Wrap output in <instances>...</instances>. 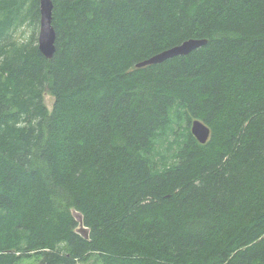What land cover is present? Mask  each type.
I'll return each instance as SVG.
<instances>
[{
    "label": "trees",
    "instance_id": "1",
    "mask_svg": "<svg viewBox=\"0 0 264 264\" xmlns=\"http://www.w3.org/2000/svg\"><path fill=\"white\" fill-rule=\"evenodd\" d=\"M51 2L47 60L39 0H0V264H264V0ZM174 111L210 137L157 170Z\"/></svg>",
    "mask_w": 264,
    "mask_h": 264
},
{
    "label": "water",
    "instance_id": "2",
    "mask_svg": "<svg viewBox=\"0 0 264 264\" xmlns=\"http://www.w3.org/2000/svg\"><path fill=\"white\" fill-rule=\"evenodd\" d=\"M52 11L53 5L51 0H39V32L37 47L41 55L45 59H51L55 52V31L52 27ZM207 44L205 39H189L181 44L164 50L151 58H148L136 65V68L158 65L167 60L187 56L193 51L200 49ZM191 135L195 140L203 145L206 144L210 137V129L201 121L193 120L190 128ZM76 220L80 223L78 233L86 236L87 230L82 226L81 216L75 213Z\"/></svg>",
    "mask_w": 264,
    "mask_h": 264
},
{
    "label": "rangeland",
    "instance_id": "3",
    "mask_svg": "<svg viewBox=\"0 0 264 264\" xmlns=\"http://www.w3.org/2000/svg\"><path fill=\"white\" fill-rule=\"evenodd\" d=\"M38 31V29H37ZM39 32V31H38ZM32 35V28L26 24L20 27L14 38L17 42H27ZM45 104L48 109L51 108L53 99L47 94H44ZM177 113L174 111L172 116V126L169 127L157 140L155 150L151 156V161L155 164V169L162 170L170 165L174 161V155L179 150L180 146L184 143L185 135L190 133V126H188L186 118L182 116H176ZM38 262L34 257L21 260L18 264H37ZM75 264H101L100 260L96 256H92L86 262H77Z\"/></svg>",
    "mask_w": 264,
    "mask_h": 264
},
{
    "label": "bare ground",
    "instance_id": "4",
    "mask_svg": "<svg viewBox=\"0 0 264 264\" xmlns=\"http://www.w3.org/2000/svg\"><path fill=\"white\" fill-rule=\"evenodd\" d=\"M190 128H191V126H190ZM79 230V229H78ZM88 233V232H87ZM80 234V233H79ZM83 238H87V234H86V236H84V235H82V234H80Z\"/></svg>",
    "mask_w": 264,
    "mask_h": 264
}]
</instances>
